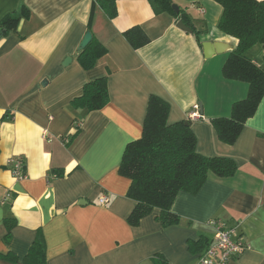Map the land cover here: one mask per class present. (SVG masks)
I'll use <instances>...</instances> for the list:
<instances>
[{
    "label": "crops",
    "instance_id": "0c3cea01",
    "mask_svg": "<svg viewBox=\"0 0 264 264\" xmlns=\"http://www.w3.org/2000/svg\"><path fill=\"white\" fill-rule=\"evenodd\" d=\"M173 2L199 37L174 15L157 14L149 0H116L114 18L96 0H0V253L18 257L0 264H22L39 230L48 264H156L159 255L169 264H198L189 241L213 240L212 218L235 226L247 244L229 264H264V95L236 140L220 139L212 120L229 117L248 93L246 81L223 74L238 40L219 29L215 0ZM11 13L21 18L5 32ZM138 25L150 41L134 48L125 31ZM90 30L108 52L85 69L79 46ZM198 39L224 46L206 57ZM248 55L264 68L262 45ZM104 77L103 108L73 104L87 82ZM153 95L168 102L169 124L191 121L201 154L236 163L234 173L212 174L198 192H180L172 207L180 222L166 228L157 208L130 224L136 201L119 172L127 144L143 135ZM196 105L201 117L192 118ZM17 156L25 160L24 178L12 173ZM102 194L110 196L106 205ZM6 218L16 220L9 242Z\"/></svg>",
    "mask_w": 264,
    "mask_h": 264
},
{
    "label": "trees",
    "instance_id": "16d2710c",
    "mask_svg": "<svg viewBox=\"0 0 264 264\" xmlns=\"http://www.w3.org/2000/svg\"><path fill=\"white\" fill-rule=\"evenodd\" d=\"M149 1L157 14L170 13L177 21L182 19L199 37L187 11L180 9L177 12L173 8V0ZM215 1L222 6L219 29L238 40L237 46L224 64L223 74L226 78L248 83L246 97L232 104L231 115L212 120L220 139L233 143L246 120L255 113L264 95V68L248 55L249 49L256 44L262 45L264 49V0ZM96 2L108 17L114 18L117 15L116 0ZM21 14L27 15L28 9H24ZM21 14L11 13L3 19L5 32L17 28ZM125 36L134 48L150 41L146 31L139 25L126 30ZM199 44L202 47L201 41ZM107 52L106 46L92 33L90 42L80 51L79 61L85 69H90ZM83 89V93L73 100L75 106L91 112L108 103L109 93L105 77L87 82ZM168 110L169 104L166 100L156 95L150 98L143 135L127 144L119 166V172L131 181L127 195L136 201L129 216L132 225H138L142 218L156 208L160 210L157 220L163 228L178 224L180 216L172 207L180 192L194 194L212 174L227 176L236 170V163L230 158L201 154L197 150L196 136L191 126L186 121L169 124ZM79 131L80 128H77L76 133ZM15 224L14 218L5 219L8 242ZM207 245L208 240L205 237L189 241V249L193 253L203 251ZM0 258L15 263L18 261L13 252L0 253ZM155 262L169 264L161 255ZM22 264H48L46 241L41 230L38 231Z\"/></svg>",
    "mask_w": 264,
    "mask_h": 264
},
{
    "label": "built area",
    "instance_id": "2783aa9c",
    "mask_svg": "<svg viewBox=\"0 0 264 264\" xmlns=\"http://www.w3.org/2000/svg\"><path fill=\"white\" fill-rule=\"evenodd\" d=\"M191 113L192 118L201 117L199 106ZM12 173L17 178L26 177L25 160L22 156L12 159ZM110 201L108 194H102L99 198L101 205H106ZM209 224L214 227L216 235L208 242L207 247L198 256L199 264H229L247 246L241 235L238 234L235 226L228 225L224 220L212 218Z\"/></svg>",
    "mask_w": 264,
    "mask_h": 264
},
{
    "label": "water",
    "instance_id": "95a60500",
    "mask_svg": "<svg viewBox=\"0 0 264 264\" xmlns=\"http://www.w3.org/2000/svg\"><path fill=\"white\" fill-rule=\"evenodd\" d=\"M173 8L177 12H179V10H180L179 6L176 4L173 5ZM177 25H178V27H180L181 29H183L187 32H193V29L190 26L186 25L182 19H180L177 22ZM91 38H92V33H91V31H88L86 33L85 37L83 38L80 46H79V50L84 49L88 45V43L90 42ZM202 45H203V52H204L206 57H211L215 53L222 51V46H224L223 42H219V41H214V42L213 41H204L202 43ZM71 59H72L71 57H68L66 59V62L71 61ZM186 123L190 125L191 121H186Z\"/></svg>",
    "mask_w": 264,
    "mask_h": 264
},
{
    "label": "rangeland",
    "instance_id": "374dc122",
    "mask_svg": "<svg viewBox=\"0 0 264 264\" xmlns=\"http://www.w3.org/2000/svg\"><path fill=\"white\" fill-rule=\"evenodd\" d=\"M256 45H258V44H256Z\"/></svg>",
    "mask_w": 264,
    "mask_h": 264
}]
</instances>
